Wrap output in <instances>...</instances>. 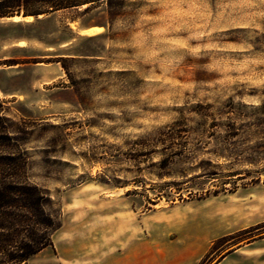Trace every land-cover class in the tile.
Here are the masks:
<instances>
[{"label":"rangeland","instance_id":"374dc122","mask_svg":"<svg viewBox=\"0 0 264 264\" xmlns=\"http://www.w3.org/2000/svg\"><path fill=\"white\" fill-rule=\"evenodd\" d=\"M84 6L0 18V178L54 223L29 264H264V0Z\"/></svg>","mask_w":264,"mask_h":264},{"label":"trees","instance_id":"16d2710c","mask_svg":"<svg viewBox=\"0 0 264 264\" xmlns=\"http://www.w3.org/2000/svg\"><path fill=\"white\" fill-rule=\"evenodd\" d=\"M100 1L0 0V18H37ZM0 160L15 159L14 156H6ZM6 178H0V264H29L32 257L52 246L49 232L53 230L54 223L44 209L46 198L38 187L3 182ZM41 231L43 232L40 234Z\"/></svg>","mask_w":264,"mask_h":264},{"label":"crops","instance_id":"0c3cea01","mask_svg":"<svg viewBox=\"0 0 264 264\" xmlns=\"http://www.w3.org/2000/svg\"><path fill=\"white\" fill-rule=\"evenodd\" d=\"M55 14H56V12L51 14V15H55ZM16 17L26 18L24 16H16ZM29 17H31V16H29ZM11 18L13 19L15 17H11ZM16 23H22V22H16ZM23 23H28V22H23ZM73 23H75L77 25V27L68 28L71 31L72 35H71V38L69 39L70 41L68 40V41L64 42L62 44V47H68V46H70L72 44V41H75V40H78V39H84V38L85 39H93L96 36L101 35L100 30H103V27L101 25L86 24V23L83 24V23H80V22H73ZM72 29H74V30H72ZM89 33H91V34L89 35ZM34 43L35 42L32 39L27 38L25 41H20V43H18L16 46L20 47L21 49H26V48L28 49L29 47H33ZM26 65H30V64H26ZM35 65H42V64L41 63H37Z\"/></svg>","mask_w":264,"mask_h":264},{"label":"bare ground","instance_id":"6f19581e","mask_svg":"<svg viewBox=\"0 0 264 264\" xmlns=\"http://www.w3.org/2000/svg\"><path fill=\"white\" fill-rule=\"evenodd\" d=\"M85 6H86V5H85ZM85 6H84V7H85ZM40 17H43V15H41ZM23 19L26 20L27 22H30V21L32 20V17H26V18H23ZM93 31H94V30H93ZM93 31H92V32H93ZM92 32H91V33H92ZM91 33H89V35H90ZM93 35H94V34H93Z\"/></svg>","mask_w":264,"mask_h":264}]
</instances>
